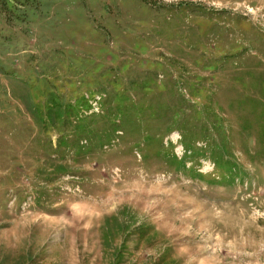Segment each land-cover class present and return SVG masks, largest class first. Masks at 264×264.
Instances as JSON below:
<instances>
[{"label": "rangeland", "instance_id": "374dc122", "mask_svg": "<svg viewBox=\"0 0 264 264\" xmlns=\"http://www.w3.org/2000/svg\"><path fill=\"white\" fill-rule=\"evenodd\" d=\"M0 264H264V0H0Z\"/></svg>", "mask_w": 264, "mask_h": 264}, {"label": "trees", "instance_id": "16d2710c", "mask_svg": "<svg viewBox=\"0 0 264 264\" xmlns=\"http://www.w3.org/2000/svg\"><path fill=\"white\" fill-rule=\"evenodd\" d=\"M44 96L45 97H47V99H50V100H52L49 104L51 105V106H49V107H47V108H50L51 107V109L55 106V98H53V94L52 93H50L49 91H46V92H44Z\"/></svg>", "mask_w": 264, "mask_h": 264}]
</instances>
